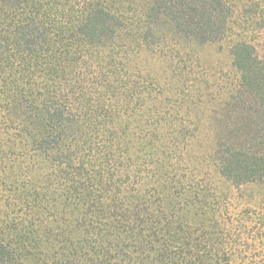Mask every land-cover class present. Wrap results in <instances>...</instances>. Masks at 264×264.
Returning a JSON list of instances; mask_svg holds the SVG:
<instances>
[{
	"label": "trees",
	"instance_id": "trees-1",
	"mask_svg": "<svg viewBox=\"0 0 264 264\" xmlns=\"http://www.w3.org/2000/svg\"><path fill=\"white\" fill-rule=\"evenodd\" d=\"M182 38L233 75L195 168ZM1 221L0 264H264V0H0Z\"/></svg>",
	"mask_w": 264,
	"mask_h": 264
},
{
	"label": "rangeland",
	"instance_id": "rangeland-1",
	"mask_svg": "<svg viewBox=\"0 0 264 264\" xmlns=\"http://www.w3.org/2000/svg\"><path fill=\"white\" fill-rule=\"evenodd\" d=\"M176 44L177 50L181 52V58L174 57L172 59L170 55H167L157 66L155 63H151L153 65H150L149 68L146 67L148 73L146 76L150 79L160 77L170 81L172 69L166 66V62H168L175 67L176 71L179 69L181 75L178 76L184 77V79L198 80V84L193 83L194 87L191 88L194 107H192V112L186 114L184 118L186 125L194 128V139H192L194 156L191 157L194 159L195 168L198 159L208 156L216 148L215 125L223 117L221 108L223 95L230 89L233 75L229 71L228 65L222 68L218 63L210 61L212 50L196 47L185 38L178 39ZM136 49L137 47H135ZM202 51L206 53L207 57L202 55ZM139 60L143 63L145 61L142 58ZM178 76L177 78H179ZM163 85L165 86V84ZM198 141H201L202 145ZM196 155L198 157L195 159ZM26 159L29 157L27 156ZM1 222L0 225L3 226L4 222Z\"/></svg>",
	"mask_w": 264,
	"mask_h": 264
}]
</instances>
